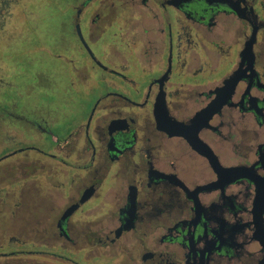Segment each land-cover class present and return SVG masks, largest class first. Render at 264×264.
<instances>
[{
	"label": "flooded vegetation",
	"instance_id": "1",
	"mask_svg": "<svg viewBox=\"0 0 264 264\" xmlns=\"http://www.w3.org/2000/svg\"><path fill=\"white\" fill-rule=\"evenodd\" d=\"M0 264H264V0H0Z\"/></svg>",
	"mask_w": 264,
	"mask_h": 264
},
{
	"label": "rangeland",
	"instance_id": "2",
	"mask_svg": "<svg viewBox=\"0 0 264 264\" xmlns=\"http://www.w3.org/2000/svg\"><path fill=\"white\" fill-rule=\"evenodd\" d=\"M22 80H23V78H22ZM21 82V81H20ZM23 82V81H22Z\"/></svg>",
	"mask_w": 264,
	"mask_h": 264
}]
</instances>
